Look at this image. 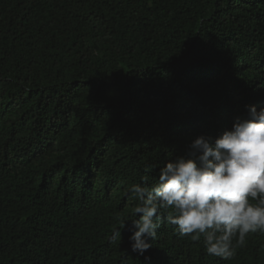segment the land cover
<instances>
[{"label": "trees", "instance_id": "obj_1", "mask_svg": "<svg viewBox=\"0 0 264 264\" xmlns=\"http://www.w3.org/2000/svg\"><path fill=\"white\" fill-rule=\"evenodd\" d=\"M249 106L264 0H0V264H264L259 231L228 260L166 222L129 240L130 186Z\"/></svg>", "mask_w": 264, "mask_h": 264}, {"label": "clouds", "instance_id": "obj_2", "mask_svg": "<svg viewBox=\"0 0 264 264\" xmlns=\"http://www.w3.org/2000/svg\"><path fill=\"white\" fill-rule=\"evenodd\" d=\"M129 191L137 202L129 237L133 252L143 255L166 222L181 237H202L208 255L231 259L250 233L264 232V108L249 106L247 118H236L215 138L196 136L186 154L160 167L155 180L142 176ZM126 221L115 236L121 238Z\"/></svg>", "mask_w": 264, "mask_h": 264}]
</instances>
